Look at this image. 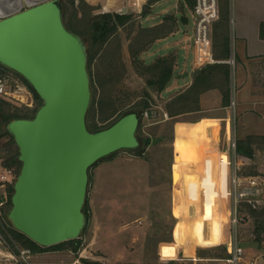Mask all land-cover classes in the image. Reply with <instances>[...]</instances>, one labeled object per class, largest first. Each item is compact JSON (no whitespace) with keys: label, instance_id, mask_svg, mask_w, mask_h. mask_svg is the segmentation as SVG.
<instances>
[{"label":"rangeland","instance_id":"obj_1","mask_svg":"<svg viewBox=\"0 0 264 264\" xmlns=\"http://www.w3.org/2000/svg\"><path fill=\"white\" fill-rule=\"evenodd\" d=\"M58 1L65 8L63 22L71 31L80 34L79 38L84 44L87 38L85 32L91 16L106 13L132 15V19L124 27L119 28L112 41L106 45V49L110 52L119 49L121 65L115 69L113 86H107L104 94L101 95L100 90H90L86 127L94 130L95 125L97 127L109 125L124 114L138 110L144 102L147 104L135 130V137L142 144L144 142L147 144L139 145L137 149L134 147L119 150L112 158L87 170L85 196L90 216L86 231L78 236L80 246L77 255H82L79 260L101 264H230L229 245L231 241L236 240L243 249L245 262L264 264V204L261 203L256 209L250 210L247 203L233 196L234 191L230 184L232 172L239 177H244L242 179L244 186H247L246 178L249 176L264 179V142L261 137L264 124L259 116L242 117L250 132L242 139L251 137L254 141L253 156L239 159L235 156V150L230 147L231 139L236 141L238 136H242L241 133L238 134V129L236 133L238 136H235L237 116L234 114L239 99V93L235 87L236 64L229 77V130L224 138L222 132L220 134L217 132L216 141H218V135L222 140L219 139L220 142L215 146V150L221 154L215 172L218 168L226 166L227 186L225 187L223 181V184L220 183V179L219 182L214 180L215 184L212 185L213 180L209 179V174H206L208 166L200 163L204 156L202 151H209L190 146V142L194 143V140L190 138L189 133L181 130V135H186V139L190 141H186V145H182V140L178 142V139L176 146L172 144L174 123L182 120L183 117H170L166 109L174 94L177 92L175 97L179 95L184 87L177 88L176 91L170 87L171 91L168 86H172L173 75L178 77L184 72H190L191 66L188 63L185 64L184 55L186 56L185 51L188 49L186 46L189 45L187 62L193 57L189 39L193 27L192 7L188 1L167 0L163 4V7H168V13L165 16H173L175 26L171 35L161 42L170 47L163 50L162 52L165 51V53L158 58L173 57V74L160 92L146 85L147 76H141L135 72L129 55V48L135 50L138 47L137 38L135 39L134 35L147 24L141 21V16H144L141 14L142 9L145 12L149 10L147 0ZM224 11L228 15L227 32L232 53L235 42L231 25L230 0H218L217 18L212 25V38L214 28L221 24V15ZM216 32L219 33V27ZM117 40L119 48H117ZM151 46L152 44L147 45L144 51L138 53L137 57L141 63L152 64L158 59L146 53ZM182 46L184 47L181 48ZM95 65L96 60L90 67L94 80L97 77ZM0 74L7 76L13 89L16 90L15 97L0 98L17 108L28 111L39 108L32 98L31 91L24 83L17 80L16 75L8 70L4 73L0 71ZM170 91L172 93H169ZM99 96L103 100L109 98L113 103L112 107L116 110L107 123L99 122L97 118L91 117L97 109ZM248 112V109L244 111L246 114ZM177 129H183V125H178ZM8 141V135L0 137V163L13 149V145L8 144ZM186 146L188 147L185 148ZM211 169L214 171V168ZM19 171L15 174L16 179ZM261 183L260 197L264 201V182ZM211 185L213 187L210 189ZM8 187L10 186L4 187L3 195L0 189V201L7 200ZM225 188L226 195H223ZM235 203L237 222L234 224ZM6 205V202L0 205V246L13 248L19 255L20 252L28 249L22 248L18 243L12 245L7 242V230L12 224L8 215H5L8 208ZM169 209L176 218L175 224L170 219ZM254 213L256 216H252ZM171 230L173 239L170 238ZM224 235L225 238L227 236L226 241H223ZM29 253L28 250L25 258L21 259V264H31ZM80 264H82L81 261Z\"/></svg>","mask_w":264,"mask_h":264},{"label":"water","instance_id":"obj_2","mask_svg":"<svg viewBox=\"0 0 264 264\" xmlns=\"http://www.w3.org/2000/svg\"><path fill=\"white\" fill-rule=\"evenodd\" d=\"M7 11L0 8V14ZM0 62L22 75L43 102L33 119L8 125L21 162L8 212L11 224L41 246L76 238L88 168L137 146V118L128 113L87 131L85 52L52 2L0 19Z\"/></svg>","mask_w":264,"mask_h":264},{"label":"trees","instance_id":"obj_3","mask_svg":"<svg viewBox=\"0 0 264 264\" xmlns=\"http://www.w3.org/2000/svg\"><path fill=\"white\" fill-rule=\"evenodd\" d=\"M157 0H147L146 4L149 5L152 2ZM190 6H193V1L187 0ZM65 13V12H64ZM146 12L142 9L141 14L144 15ZM63 16L62 21H63ZM132 19V15L128 13H106L100 15H94L89 18L87 30L85 34L87 35L84 42L79 38L80 34H77L70 30V28L63 22L65 29L68 32H72L75 37H78L80 43L85 52V69L88 80L89 93L90 90H100L101 95L104 94V91L107 86L111 87L114 84L115 76L114 72L118 65H121V57L120 51H108L106 45L112 41L113 37L117 34L118 29L124 27L130 20ZM166 22V23H165ZM175 19L173 16H165L163 21L152 27H141L140 30L134 35V38L137 41L138 47L135 50L129 48V55L132 58L133 67L135 72L140 74L141 76H147L145 79L146 85L153 87L155 91L160 92L164 89L167 82L170 80L173 74V57L165 56L156 59L152 64H143L138 59V53L145 50L147 45L152 44L155 40L159 38H163L174 31ZM219 27V33L216 32ZM212 38V55L216 60H226L230 56V48H229V37H228V15L224 11L221 15V24L216 26ZM259 36L264 39V22H261L259 25ZM117 48H119V41L117 40ZM96 60L97 70L95 73L97 77L95 80L93 79L92 73L90 71V67L92 66L93 61ZM98 60V61H97ZM1 73H4V69H0ZM229 77H230V66L226 63H217L213 65H206V67L202 68L195 75L192 84L190 87L183 93L177 95L173 98L168 106L167 113L170 117L175 115L184 113L189 110H198V95L208 89L217 88L221 92V106H228L230 102V85H229ZM22 83L31 91L33 100L37 103V106L40 107L42 103V99L35 92L33 87L29 84V82L23 78H19ZM111 94V90L109 89ZM99 96L97 100V109L91 114L93 118H97L99 122H105L113 117L116 111L114 107H112V101L107 98L106 100L101 99ZM194 107H190V106ZM147 106L146 102L140 105L138 110H135L133 113L137 118V126L140 123L142 118L143 110ZM39 109V108H38ZM37 109V110H38ZM37 110L28 111L26 109L17 108L11 105L8 101L0 98V137L4 135L9 136L8 144L13 145V149L7 153V157L2 161L3 166L7 167H15L16 173H18L21 168V162L19 159V150L13 138V135L8 130L9 123L16 120H31L34 118ZM88 108L86 112V116L88 114ZM128 114V113H126ZM124 114V115H126ZM86 119V117H85ZM110 125V124H109ZM104 125L102 127L94 128V130H89L88 132H96L105 128ZM86 126V125H85ZM263 141V140H262ZM251 137H247L244 140H236L235 141V156L239 159L243 158H251L253 156V148ZM143 144H147L144 142ZM142 142L137 138V146L143 145ZM142 152V151H140ZM115 155L111 153L105 157H102L92 163L88 169L91 167H95L98 163L110 159ZM88 179V176H87ZM13 185L8 187V196L6 200L7 211L5 215H8L11 206V196L13 194ZM248 206V205H247ZM248 208L251 210L250 206ZM81 216H82V225L79 230L78 236H81L86 231L88 221H89V207L87 204L86 196L84 197L82 207H81ZM254 212V211H252ZM254 213L252 216H256ZM8 235L6 236L7 242L9 244L18 243L22 248L28 249L30 253H43V252H51V251H61V250H69L73 254H77L80 246V238L77 236L76 238L69 239L66 241H62L50 246H41L32 241L26 235L16 230L12 225L8 227L7 230ZM14 254H18V251L15 249L9 248ZM228 258V257H226ZM82 264H101L98 262H89L81 260Z\"/></svg>","mask_w":264,"mask_h":264},{"label":"crops","instance_id":"obj_4","mask_svg":"<svg viewBox=\"0 0 264 264\" xmlns=\"http://www.w3.org/2000/svg\"><path fill=\"white\" fill-rule=\"evenodd\" d=\"M167 0H157L149 4V10L146 11L144 16H141V21L146 22L145 27H152L160 24L163 21L165 14L168 12V7H163L164 2ZM52 2L56 5L59 10L60 15H65V8L62 6L61 2L58 0H0V8H7L9 12L0 14V19L4 17H9L11 15H22L31 7H36L41 4ZM231 3V25L233 29V40L235 42L234 52H230V57L233 60V65L230 66V72L236 64L235 77H236V88L239 93V99L237 100L236 119H235V136L241 133L242 136H238L237 140L242 139L243 136H247L250 132L246 128V122L242 117L245 115L259 116L262 123L264 124V39L259 36V25L264 22V0H230ZM62 20V17H61ZM63 23V21H62ZM72 34V33H71ZM73 35V34H72ZM171 34L159 38L152 43L149 50L146 51L147 54L154 55V58L162 56L168 45H164L161 42L168 38ZM74 36V35H73ZM75 37V36H74ZM183 41V39H182ZM185 44V43H184ZM182 46L181 48H183ZM189 49V45L186 46ZM186 49L184 57L186 58L185 64L191 66L190 72H184L181 75L174 76L171 79L172 86H168L169 90L171 88H183L182 93L185 92L193 82V79L198 71L206 66L197 68L194 65L193 57L192 60L187 62V52ZM183 58V57H182ZM225 63L224 60L216 61L209 65ZM196 70V71H195ZM194 74L193 77V73ZM187 77V79H185ZM178 80L177 82H174ZM171 87V88H170ZM169 93H172V92ZM181 92L179 94H181ZM177 93V92H176ZM175 93V94H176ZM175 94L174 97L175 98ZM172 100V99H171ZM236 108V105H235ZM234 108V109H235ZM249 110L246 114L245 110ZM198 115L197 117H195ZM183 117L182 120L176 121L173 126V146H176V140L178 142L182 140V145H186V135H181V130L185 133H189V136L194 143L190 146L198 147L202 151L203 157L200 163L207 165L206 174L210 176L209 179L225 183L227 186L226 177V166L218 168L215 172L217 165L219 163L220 153L215 150V146L219 143L222 138L218 135L222 132V137H226L230 126V114L228 106H221V92L217 88H211L201 92L198 96V110H189L184 113L175 115ZM178 125H183V129H177ZM249 132V133H248ZM205 138H204V137ZM262 137V136H261ZM137 139V138H136ZM220 139V141H219ZM215 141V142H214ZM181 144L179 145V147ZM186 146L185 148H187ZM172 165V163H171ZM170 165V170H171ZM226 165V164H225ZM224 167V168H223ZM214 168V171L211 169ZM208 179V177H206ZM210 180V181H211ZM223 181V182H222ZM215 184V183H214ZM211 185L210 189L213 187ZM218 189L217 187H215ZM223 195H226V188L223 189ZM1 203L6 201L2 200ZM170 219L173 220L174 224L176 218L172 215L171 209ZM172 225V227L174 226ZM170 238L172 237V230L170 232ZM226 235V234H225ZM224 235V238H225ZM227 238V236H226ZM226 238L223 241H226ZM164 244L166 242H159ZM19 255L14 254L9 248L0 246V264H21V258ZM29 259L31 264H80L79 258H82L81 254H73L69 250L61 251H51L43 253H29ZM25 258V255H24Z\"/></svg>","mask_w":264,"mask_h":264},{"label":"built area","instance_id":"obj_5","mask_svg":"<svg viewBox=\"0 0 264 264\" xmlns=\"http://www.w3.org/2000/svg\"><path fill=\"white\" fill-rule=\"evenodd\" d=\"M187 1V0H184ZM193 1V6L191 8L192 17V30L190 32V46L192 49L193 63L197 68L214 63L216 60L212 55V25L217 18L218 0H191ZM224 62L230 66L233 65V60L229 56ZM21 83L20 79L16 77ZM16 90L13 89L10 79L0 74V97L4 99H11L15 97ZM33 98V97H32ZM262 140L264 142V132L262 134ZM230 147L235 150V140L231 139ZM16 171L13 167L3 166L0 163V189H2V194H4V187L6 185L12 186L15 182ZM244 177H239L235 172H232L230 176V184L233 188V196L238 197L239 201H244L246 205L253 209H256L264 201L261 200L262 189L261 182L264 179L249 176L246 178L247 186L243 185ZM259 192V193H258ZM261 192V193H260ZM3 203L0 202V205ZM236 203L234 206L233 223L237 222L236 217ZM230 264H254L253 261H244L243 259V249L238 245L236 240L231 241L230 245ZM28 253V250L20 252V256L24 258V255Z\"/></svg>","mask_w":264,"mask_h":264},{"label":"flooded vegetation","instance_id":"obj_6","mask_svg":"<svg viewBox=\"0 0 264 264\" xmlns=\"http://www.w3.org/2000/svg\"><path fill=\"white\" fill-rule=\"evenodd\" d=\"M0 69H4L5 71H9V72H12L14 75H16V77H18V78H20V77H23L22 75H20L18 72H16V71H14V70H12L11 68H9L8 66H6L5 64H3L2 62H0ZM4 71V72H5ZM24 78V77H23ZM43 104V102L41 103V105ZM41 105H40V107H41ZM39 107V108H40ZM87 112V111H86ZM85 117H86V114H85ZM88 130V129H87ZM89 133H92V132H89ZM119 151V150H118ZM118 151H115V153L116 152H118ZM114 153V152H113Z\"/></svg>","mask_w":264,"mask_h":264}]
</instances>
